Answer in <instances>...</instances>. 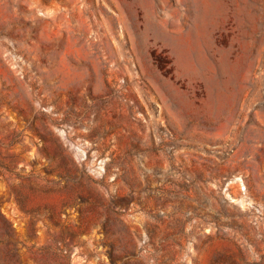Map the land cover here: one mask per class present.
Masks as SVG:
<instances>
[{
    "label": "rangeland",
    "instance_id": "obj_1",
    "mask_svg": "<svg viewBox=\"0 0 264 264\" xmlns=\"http://www.w3.org/2000/svg\"><path fill=\"white\" fill-rule=\"evenodd\" d=\"M0 264H264V0H0Z\"/></svg>",
    "mask_w": 264,
    "mask_h": 264
}]
</instances>
